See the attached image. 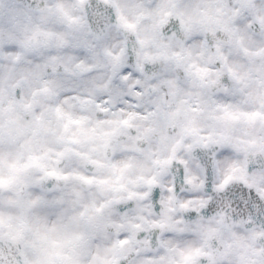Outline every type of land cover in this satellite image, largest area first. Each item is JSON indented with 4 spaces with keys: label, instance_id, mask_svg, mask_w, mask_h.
Returning a JSON list of instances; mask_svg holds the SVG:
<instances>
[{
    "label": "snow or ice",
    "instance_id": "obj_1",
    "mask_svg": "<svg viewBox=\"0 0 264 264\" xmlns=\"http://www.w3.org/2000/svg\"><path fill=\"white\" fill-rule=\"evenodd\" d=\"M0 264H264V0H0Z\"/></svg>",
    "mask_w": 264,
    "mask_h": 264
}]
</instances>
